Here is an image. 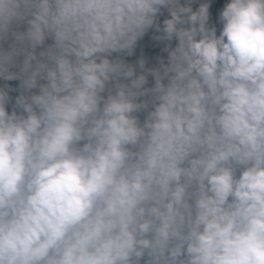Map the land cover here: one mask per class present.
Wrapping results in <instances>:
<instances>
[{
    "label": "clouds",
    "instance_id": "1",
    "mask_svg": "<svg viewBox=\"0 0 264 264\" xmlns=\"http://www.w3.org/2000/svg\"><path fill=\"white\" fill-rule=\"evenodd\" d=\"M0 264H264V0H0Z\"/></svg>",
    "mask_w": 264,
    "mask_h": 264
}]
</instances>
